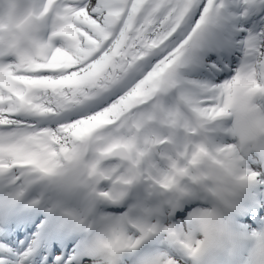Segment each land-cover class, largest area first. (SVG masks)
I'll return each mask as SVG.
<instances>
[{
    "label": "snow or ice",
    "instance_id": "1",
    "mask_svg": "<svg viewBox=\"0 0 264 264\" xmlns=\"http://www.w3.org/2000/svg\"><path fill=\"white\" fill-rule=\"evenodd\" d=\"M250 156L264 0H0V264H184L221 239L264 264V231L219 208L175 222L196 186L231 208Z\"/></svg>",
    "mask_w": 264,
    "mask_h": 264
},
{
    "label": "rangeland",
    "instance_id": "2",
    "mask_svg": "<svg viewBox=\"0 0 264 264\" xmlns=\"http://www.w3.org/2000/svg\"><path fill=\"white\" fill-rule=\"evenodd\" d=\"M249 161H250V163H252L255 167H256V166H262V162H261V160L258 159V158H255V157H251V156H250ZM263 177H264V173H262V174L260 175V179L264 182ZM187 219H188V218H187ZM187 219H186V221H188Z\"/></svg>",
    "mask_w": 264,
    "mask_h": 264
},
{
    "label": "bare ground",
    "instance_id": "3",
    "mask_svg": "<svg viewBox=\"0 0 264 264\" xmlns=\"http://www.w3.org/2000/svg\"><path fill=\"white\" fill-rule=\"evenodd\" d=\"M254 183H255V180H252V181H251V184H254ZM254 187H255V186H254ZM254 187H253V188H254ZM253 188H252V189H253ZM256 193H259V194H260L259 190H256ZM253 194H254V193H253ZM238 199L241 200L242 198H241V197H238Z\"/></svg>",
    "mask_w": 264,
    "mask_h": 264
}]
</instances>
